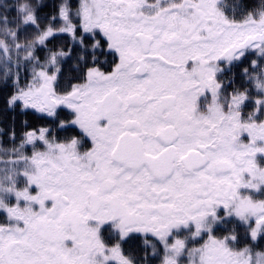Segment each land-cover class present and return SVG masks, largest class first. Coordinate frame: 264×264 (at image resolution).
I'll use <instances>...</instances> for the list:
<instances>
[{
	"label": "snow or ice",
	"instance_id": "6c2138e0",
	"mask_svg": "<svg viewBox=\"0 0 264 264\" xmlns=\"http://www.w3.org/2000/svg\"><path fill=\"white\" fill-rule=\"evenodd\" d=\"M0 82L79 129L0 128V264H264V3L0 0Z\"/></svg>",
	"mask_w": 264,
	"mask_h": 264
},
{
	"label": "trees",
	"instance_id": "16d2710c",
	"mask_svg": "<svg viewBox=\"0 0 264 264\" xmlns=\"http://www.w3.org/2000/svg\"><path fill=\"white\" fill-rule=\"evenodd\" d=\"M46 3H51V0H45ZM72 4H77L78 0H71ZM227 2L232 3L233 0H227ZM236 2L242 3L247 11H257L259 10L260 6L262 3H264V0H236ZM51 12V8H47L44 10V12L41 13V15H47ZM31 35V33H29ZM68 43V38L67 37H57L53 38L49 44L48 48L50 49H58L61 46H64L65 44ZM39 54L43 57L44 55L47 54V50H39ZM28 72V71H27ZM27 72L21 70L20 73V86H24V80L27 75ZM73 82L75 81V78L73 77ZM68 84V78L66 74V78L60 81V90L63 91ZM15 91L14 87L12 86L11 83H9L7 86H5L2 82H0V128H6L9 126H14L17 137H21L23 132L25 131H30L33 129H40L43 127H48L55 129V125L50 122L49 118L43 117L40 114L34 112L33 110H28L26 112H21L19 108L16 109H9L7 107V99L8 97L13 94ZM60 114V119H65L67 116L62 113ZM28 154H30V148L28 151ZM219 236L220 233H217ZM241 235H243V232L241 231ZM143 236L140 237L139 240H133L130 241L129 243L124 245V250L126 252L128 251H134L140 255H143L142 252H140V249L144 247L143 244ZM150 240H154V238L149 237ZM207 238L205 237L204 240ZM204 241H200L199 243L192 244L190 245L191 247H199L201 243ZM159 251L157 249V254L152 257L153 264H162L164 255H163V247L159 246ZM161 249V250H160ZM264 249V242H260V249ZM151 255V252L149 253Z\"/></svg>",
	"mask_w": 264,
	"mask_h": 264
},
{
	"label": "flooded vegetation",
	"instance_id": "af4514ba",
	"mask_svg": "<svg viewBox=\"0 0 264 264\" xmlns=\"http://www.w3.org/2000/svg\"><path fill=\"white\" fill-rule=\"evenodd\" d=\"M105 70H108L107 66H106V69ZM241 82L242 81L240 80L239 70H238L237 76H236V84L234 85V87H238ZM228 91L230 92L231 91V88H229ZM61 111L67 117L70 115V110H68L66 108L58 109V112L59 113H61ZM53 130H54L55 134L58 135V137L60 139H64V138L69 137V136H75V135H77L79 133V129L78 128H67V129H56L55 128Z\"/></svg>",
	"mask_w": 264,
	"mask_h": 264
},
{
	"label": "rangeland",
	"instance_id": "374dc122",
	"mask_svg": "<svg viewBox=\"0 0 264 264\" xmlns=\"http://www.w3.org/2000/svg\"><path fill=\"white\" fill-rule=\"evenodd\" d=\"M31 81V70L29 68L28 72H27V75L25 77V80H24V86L27 85L29 82ZM23 86V87H24ZM161 250V249H160ZM163 250V249H162ZM158 251H159V248H158ZM188 260H189V257L185 256L183 257V261H184V264H188Z\"/></svg>",
	"mask_w": 264,
	"mask_h": 264
}]
</instances>
